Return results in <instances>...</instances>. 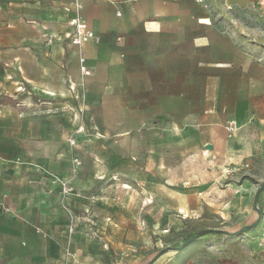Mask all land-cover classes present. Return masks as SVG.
I'll use <instances>...</instances> for the list:
<instances>
[{"label":"rangeland","instance_id":"rangeland-1","mask_svg":"<svg viewBox=\"0 0 264 264\" xmlns=\"http://www.w3.org/2000/svg\"><path fill=\"white\" fill-rule=\"evenodd\" d=\"M198 10L214 46L195 67L193 128L46 109L0 61V264L26 248L41 264H264V14L227 0ZM15 38L0 21V57L33 54Z\"/></svg>","mask_w":264,"mask_h":264},{"label":"crops","instance_id":"crops-1","mask_svg":"<svg viewBox=\"0 0 264 264\" xmlns=\"http://www.w3.org/2000/svg\"><path fill=\"white\" fill-rule=\"evenodd\" d=\"M80 1V16L99 42L74 46L65 39L75 17L70 0H0V21L15 31V45L35 48L32 55L17 51L0 61L12 62L35 93L49 98L46 109L143 112L147 118L137 128L156 125L155 117L159 128L195 127V67L214 46L208 34L213 24L201 22L208 13L195 12V0ZM227 1L264 14V0ZM49 37L57 38L51 46ZM82 58L90 76L81 74ZM94 125L101 127L96 116ZM4 254L10 264L42 263L31 248Z\"/></svg>","mask_w":264,"mask_h":264},{"label":"built area","instance_id":"built-area-1","mask_svg":"<svg viewBox=\"0 0 264 264\" xmlns=\"http://www.w3.org/2000/svg\"><path fill=\"white\" fill-rule=\"evenodd\" d=\"M70 6L69 10L73 11L75 13V17H73L70 22L69 26L73 29V32L66 35L65 39L70 41V44L74 46H79L84 43H87L91 40H94L96 42H99V39L95 36L93 32H91L88 29V25L85 23V21L81 18L80 13L83 9L82 3L80 0H70ZM57 40L55 37H49L47 38V45L51 46L53 42ZM81 74L85 77L90 76V70L86 66V61L84 58L81 59V68H80ZM24 87L20 86L18 88V92H23ZM79 97H76L78 99ZM230 129V128H229ZM82 165V163L78 160L74 161L75 168H78ZM68 191V188H65V192Z\"/></svg>","mask_w":264,"mask_h":264},{"label":"trees","instance_id":"trees-1","mask_svg":"<svg viewBox=\"0 0 264 264\" xmlns=\"http://www.w3.org/2000/svg\"><path fill=\"white\" fill-rule=\"evenodd\" d=\"M203 234L205 236H207V235H213V236H218V237H223L225 235H228V233L222 232V231H206Z\"/></svg>","mask_w":264,"mask_h":264},{"label":"water","instance_id":"water-1","mask_svg":"<svg viewBox=\"0 0 264 264\" xmlns=\"http://www.w3.org/2000/svg\"><path fill=\"white\" fill-rule=\"evenodd\" d=\"M260 215H261V212H260ZM259 224V222H256L252 227H250L249 229H251V228H253V227H255V226H257ZM245 232V230L244 231H240V232H238L237 234H239V233H244ZM195 239H197V237H195V238H193L191 241H189L186 245H188V244H190L192 241H194ZM186 245L183 247V248H185L186 247ZM183 248H180V249H177L178 251H180V250H182Z\"/></svg>","mask_w":264,"mask_h":264},{"label":"bare ground","instance_id":"bare-ground-1","mask_svg":"<svg viewBox=\"0 0 264 264\" xmlns=\"http://www.w3.org/2000/svg\"><path fill=\"white\" fill-rule=\"evenodd\" d=\"M47 96H51V93H45ZM53 96V95H52ZM210 149V148H209Z\"/></svg>","mask_w":264,"mask_h":264}]
</instances>
